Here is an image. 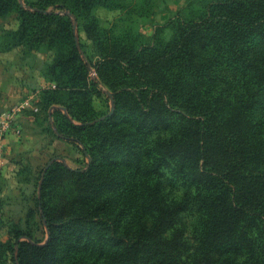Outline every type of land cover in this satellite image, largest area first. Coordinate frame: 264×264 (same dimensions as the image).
Instances as JSON below:
<instances>
[{
	"label": "trees",
	"instance_id": "trees-1",
	"mask_svg": "<svg viewBox=\"0 0 264 264\" xmlns=\"http://www.w3.org/2000/svg\"><path fill=\"white\" fill-rule=\"evenodd\" d=\"M27 3L30 9L20 0H0V15L17 8L21 20L6 33L8 40L4 36L3 48L38 42L58 47L46 72L55 87L43 91L39 105L53 107L52 117L87 130L95 141L87 144L55 123V134L84 142L91 162L85 169L65 167L72 182L54 208L44 190L60 162L50 164L37 198L49 240L17 239V248L7 246L13 264H75L72 250L105 255L103 264H264V0H209L199 18H169L167 39L157 31L147 39L104 29L96 39V64L80 52L68 15ZM106 3L76 0L65 7L80 20L79 8L114 6ZM33 19L41 26L33 23L37 30L29 34L25 26ZM54 23L59 25L52 28ZM100 83L111 90L113 110L94 123L101 116L72 122L58 108L69 113L71 100L51 96L85 88L102 94ZM107 145L119 158L106 152ZM97 152L130 164L129 174L139 182L134 198L136 182L120 175L115 215L107 213L110 198L99 195L119 179L111 171H93ZM164 170L171 176L166 193ZM189 210L206 219L205 229L193 226L192 236L181 219ZM112 236L118 241L104 248Z\"/></svg>",
	"mask_w": 264,
	"mask_h": 264
},
{
	"label": "rangeland",
	"instance_id": "rangeland-1",
	"mask_svg": "<svg viewBox=\"0 0 264 264\" xmlns=\"http://www.w3.org/2000/svg\"><path fill=\"white\" fill-rule=\"evenodd\" d=\"M32 4L33 9L38 6H44L47 11H54L60 14H66L70 17L73 33L75 38L78 39L79 50L83 54V57L89 58L93 64H96L100 59L99 50L96 45V39L100 37L104 29H108L109 33L116 34L118 37H122L124 32H129L134 36L137 33H142L144 37L149 39L153 37L155 31L160 36L167 39L170 37L172 29L169 28L167 21L169 18H183L184 16L192 15L195 18H199L204 11L203 5L209 0H107L108 5L97 4L85 9L79 10V19L76 18V14L72 13L68 8L74 5L76 0H20L23 7L29 8ZM65 6H68L66 8ZM120 6V7H119ZM143 15H141V14ZM21 23L20 14L18 9H10L7 13L0 15V29L3 31V36L8 37L6 33L16 30ZM33 23H37L39 26L40 21L33 19L30 24L25 27L27 32H35L37 29L33 28ZM44 24H47L45 21ZM59 24H52V28H56ZM67 27V24H65ZM98 25V28L94 27ZM10 38V37H9ZM10 40V39H9ZM12 40V39H11ZM80 40L84 47L81 48ZM12 42V41H10ZM25 43V37L24 41ZM77 45V43H76ZM26 48L28 51H25ZM22 51L26 53H32L38 50L44 51V56H47L44 66V75L46 78L47 85L40 89L38 95L43 97L44 90L48 88H54L55 84L51 82L46 76V72L58 52V47L48 46L46 43H30L21 46ZM24 52V54H26ZM86 53V54H85ZM91 76L95 78L96 73L94 67L91 66ZM103 93L97 94L94 91H90L87 88L80 89L79 92L73 91H59L51 94L58 102L67 103V100H71V108L69 113L61 106L58 108L65 111L71 118L72 122L80 123L81 119L85 117H99L110 111L113 106L112 93L107 85L100 83ZM86 92V93H84ZM109 93L111 95H109ZM75 100L73 102L72 100ZM53 107L48 109V106L43 103L37 111L39 114L36 116V122L39 124L41 131L49 134L52 138H57L58 142L50 148L40 158H32L29 163L25 166L20 167L19 172L14 176H3L0 178V263L1 264H13L12 248H17L16 244L18 240H31L39 243H45L49 240V229L44 218H42L41 209L37 205V198L40 193L42 171L48 160L51 158H57L54 161H59V169L53 172L51 180L47 183L44 194L46 203L50 208L59 206L63 200V195L68 192L72 182L73 176L66 172L65 167L71 169L82 168L85 169L91 162V157L88 153L84 152V142L71 141L63 139L58 134H55L56 124L65 130V132L82 137L87 144L94 142V137L87 130H76L67 125L65 120L59 119L55 114L54 117L50 114ZM47 110H49L47 114ZM112 125L117 126L118 123L112 122ZM166 131L160 132L165 135ZM156 136V134H155ZM154 136V137H155ZM144 139L150 140L153 138L149 135H144ZM51 139H47L50 142ZM106 152H111L112 155H119L113 150V146L107 145ZM96 168L93 170L97 173L106 174L111 171L118 179L123 174L124 178L131 183L134 181L136 187V193L134 198L138 194L139 182L136 177H131L128 168L130 165L126 163H119L118 160H113L112 156L110 159L105 157L102 152H97V159L95 160ZM173 175V174H171ZM182 176L181 173H177L176 176ZM44 177V176H43ZM162 177L165 179V191L169 188V184L166 181L171 178L168 170L162 171ZM140 178V176H139ZM51 182V183H50ZM106 187L99 195L100 198L108 197L107 213L108 215H115L119 210L114 207V202H118L121 198L122 184L120 179L117 184ZM174 192L178 195L181 186L174 184ZM179 188V189H178ZM135 192V189H133ZM126 194V192L124 193ZM131 212V211H130ZM131 213H129L130 215ZM182 223H186L187 236H192L193 226L198 231L205 229V216L189 210L181 213ZM203 219V221H201ZM112 226V225H111ZM124 224L120 223V227ZM121 232H124L121 230ZM27 236V237H26ZM60 239V238H59ZM118 240L115 236L110 238V243H106V249H109V244L112 245ZM60 242V241H59ZM10 246L12 248H7ZM80 252V253H78ZM66 255V254H65ZM64 255V256H65ZM69 256H75V264L80 263L79 259L85 260L84 264H103L104 256H98L96 253L84 252L83 250H72Z\"/></svg>",
	"mask_w": 264,
	"mask_h": 264
},
{
	"label": "crops",
	"instance_id": "crops-1",
	"mask_svg": "<svg viewBox=\"0 0 264 264\" xmlns=\"http://www.w3.org/2000/svg\"><path fill=\"white\" fill-rule=\"evenodd\" d=\"M4 43L0 29V112L16 102L25 104L15 115L17 133H8L0 140V178L12 173L15 178L20 167L32 158L42 157L58 139L41 131L35 119L40 108L38 93L47 85L44 75L47 56L42 50L24 54L20 46L3 48Z\"/></svg>",
	"mask_w": 264,
	"mask_h": 264
},
{
	"label": "built area",
	"instance_id": "built-area-1",
	"mask_svg": "<svg viewBox=\"0 0 264 264\" xmlns=\"http://www.w3.org/2000/svg\"><path fill=\"white\" fill-rule=\"evenodd\" d=\"M23 108H25L24 103L16 102L2 109L0 112V140L8 133H17V129L14 126L15 115ZM32 109L35 110L34 107Z\"/></svg>",
	"mask_w": 264,
	"mask_h": 264
},
{
	"label": "water",
	"instance_id": "water-1",
	"mask_svg": "<svg viewBox=\"0 0 264 264\" xmlns=\"http://www.w3.org/2000/svg\"><path fill=\"white\" fill-rule=\"evenodd\" d=\"M75 40H76L77 46L79 47V45H78V39L75 38ZM109 95H111V94L109 93ZM112 101H113V99H112ZM112 110H113V106L111 107L109 113H111ZM102 118H104V116H102V117H100V118H97V119H95L94 121H92V122H90V123H94L95 121L100 120V119H102ZM55 159H57V158H55V157H54V158H51V159L48 160L47 163L45 164V166H44V168H43V171H42V178H41V181H42V179H43L44 173L46 172L47 168L50 166V164H51ZM39 187H40V186H39Z\"/></svg>",
	"mask_w": 264,
	"mask_h": 264
}]
</instances>
